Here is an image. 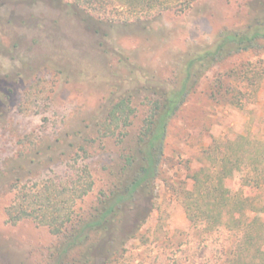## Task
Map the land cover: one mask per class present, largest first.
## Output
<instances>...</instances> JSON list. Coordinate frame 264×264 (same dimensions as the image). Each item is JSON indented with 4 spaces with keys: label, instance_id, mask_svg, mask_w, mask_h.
<instances>
[{
    "label": "rangeland",
    "instance_id": "1",
    "mask_svg": "<svg viewBox=\"0 0 264 264\" xmlns=\"http://www.w3.org/2000/svg\"><path fill=\"white\" fill-rule=\"evenodd\" d=\"M73 1L0 0V264H42L56 242L45 225L8 222L6 207L19 188L60 180L86 164L95 187L78 206L87 208L136 139L147 109L142 98L134 100L138 108L127 128L106 136L98 127L115 96L98 72H110L121 49L137 58L140 70L169 76L180 51L211 41L225 26H243L249 17L246 0H197L185 12L152 17L150 33L104 40L69 13L66 3ZM109 15L132 18L124 8ZM220 77L228 92L223 97L215 92ZM249 133L264 137V53L214 66L171 121L156 207L113 264H221L235 236L191 227L182 186L192 187L189 175L203 165L202 152L215 138Z\"/></svg>",
    "mask_w": 264,
    "mask_h": 264
},
{
    "label": "trees",
    "instance_id": "2",
    "mask_svg": "<svg viewBox=\"0 0 264 264\" xmlns=\"http://www.w3.org/2000/svg\"><path fill=\"white\" fill-rule=\"evenodd\" d=\"M196 1L75 0L66 6L87 30L108 40L117 34L151 32L152 17L173 10L185 12ZM245 6L249 11L246 24L225 26L211 41L180 51L169 76L140 70L137 58L122 49L110 72H98L115 95L98 122L104 135L114 136L119 127L129 126L137 112L136 98L145 101L140 103L147 107L145 116L136 139L120 153L116 170L110 171L109 180L87 208L78 206L95 187L86 164L60 180L50 178L40 187L19 188L6 207L8 222L32 220L56 236L42 264H113L120 258L156 207L171 121L214 66L243 53H264V0H246ZM119 8L132 18L106 19ZM129 81L136 87L124 88ZM217 82L216 96H226L224 79ZM202 162L189 175L192 187L182 186L190 226L204 233L220 229L233 233L235 242L221 264H264V137L249 133L234 139L215 138L203 150ZM13 184L19 186L20 180Z\"/></svg>",
    "mask_w": 264,
    "mask_h": 264
}]
</instances>
